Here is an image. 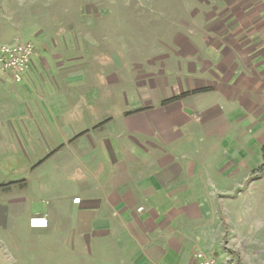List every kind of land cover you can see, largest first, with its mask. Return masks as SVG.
I'll list each match as a JSON object with an SVG mask.
<instances>
[{
	"label": "crops",
	"instance_id": "obj_1",
	"mask_svg": "<svg viewBox=\"0 0 264 264\" xmlns=\"http://www.w3.org/2000/svg\"><path fill=\"white\" fill-rule=\"evenodd\" d=\"M219 2L121 64L97 34L39 31L22 79L0 71V169L17 160L24 190L39 173L33 227L67 249L92 237L117 264H193L212 248V196L229 193L212 170L254 172L264 145V0Z\"/></svg>",
	"mask_w": 264,
	"mask_h": 264
},
{
	"label": "rangeland",
	"instance_id": "obj_2",
	"mask_svg": "<svg viewBox=\"0 0 264 264\" xmlns=\"http://www.w3.org/2000/svg\"><path fill=\"white\" fill-rule=\"evenodd\" d=\"M212 3L220 4L219 0H0V45L20 41L33 44L32 38L39 31L81 36L94 33L100 44L95 50L112 49V56L121 64L152 50L143 49L149 45L146 39L188 32L187 26L193 23L180 29L182 18L194 17L202 23ZM200 28L204 29L202 25ZM85 43L89 48V37ZM211 161L220 158L215 154ZM222 165L218 166L220 173L212 170L213 187L228 189L229 193L220 192L211 200V223L222 227V234L213 240L212 248L203 246L201 251L209 255L212 249L219 264H264V173L253 172L250 167L255 163H247L245 168L240 165L238 175L229 178ZM1 167V177L9 186L0 190V264L118 263L115 252L95 243L92 237L75 239L72 246L76 248L67 249L61 241L65 234L57 228L33 227L30 209L41 203L36 201L40 193L31 183L39 173L29 171L24 176L28 183L24 190L16 182L22 171L17 160H5ZM21 195L25 201L14 200Z\"/></svg>",
	"mask_w": 264,
	"mask_h": 264
},
{
	"label": "built area",
	"instance_id": "obj_3",
	"mask_svg": "<svg viewBox=\"0 0 264 264\" xmlns=\"http://www.w3.org/2000/svg\"><path fill=\"white\" fill-rule=\"evenodd\" d=\"M33 51V45L29 42L0 45V71L8 72L13 80L20 81L29 68ZM192 257L193 264H219L216 257L201 250H195Z\"/></svg>",
	"mask_w": 264,
	"mask_h": 264
},
{
	"label": "trees",
	"instance_id": "obj_4",
	"mask_svg": "<svg viewBox=\"0 0 264 264\" xmlns=\"http://www.w3.org/2000/svg\"><path fill=\"white\" fill-rule=\"evenodd\" d=\"M261 159H262V165L256 171L264 173V145L261 148Z\"/></svg>",
	"mask_w": 264,
	"mask_h": 264
}]
</instances>
